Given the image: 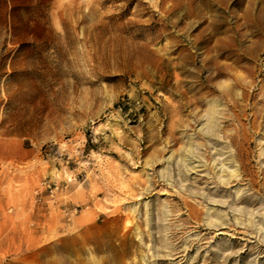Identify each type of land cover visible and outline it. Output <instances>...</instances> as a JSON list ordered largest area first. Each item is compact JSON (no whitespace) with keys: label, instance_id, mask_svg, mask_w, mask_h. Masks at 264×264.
Masks as SVG:
<instances>
[{"label":"rangeland","instance_id":"rangeland-1","mask_svg":"<svg viewBox=\"0 0 264 264\" xmlns=\"http://www.w3.org/2000/svg\"><path fill=\"white\" fill-rule=\"evenodd\" d=\"M261 221L264 0H0V264H264Z\"/></svg>","mask_w":264,"mask_h":264},{"label":"bare ground","instance_id":"bare-ground-1","mask_svg":"<svg viewBox=\"0 0 264 264\" xmlns=\"http://www.w3.org/2000/svg\"><path fill=\"white\" fill-rule=\"evenodd\" d=\"M188 65L189 66H193V60L191 58V55L188 56ZM209 106H208V113L206 115V125L205 126H202L201 125V122H203V118L201 117H194L192 119V122H193V125H195L196 128H199L196 132L197 136L201 137V138H211V139H214V140H217V134H218V120L220 119V114H219V106L217 105V102L216 101H210L209 102ZM195 128V129H196ZM188 133H190L191 131L190 130H187ZM193 135H195L194 132H192ZM191 137L193 136H190L188 139L189 140H192ZM215 147V145H213V148ZM214 151V149H213ZM184 153V158L183 160L180 161V165L179 167L182 168V170H184V175L183 173H179L177 175V178H183L185 177L186 174H192V173H197V170L198 169H201L202 167H199V166H196V167H192L193 165L189 164L190 161H187L186 159H191L192 157L194 158V154H193V151L191 149V146H188V149H184L183 151ZM221 158L222 155H220V152H216L214 151V157L213 158ZM213 160V159H212ZM212 166H214V169L216 167H220V171L223 169L224 167V164L221 162L219 163L218 160H214L213 161V164ZM211 166V167H212ZM178 167V168H179ZM179 170H177L178 172ZM182 174V176H180ZM223 175V172H221L219 175H216L215 178L216 181L221 184V185H224V186H227L229 181L231 179H234L236 180L237 179V175L235 174V172H230L229 176H222ZM166 181L169 177V175L167 174V171L165 174H163L162 176ZM224 178L226 180H224ZM216 182V183H217ZM215 182L214 184L217 185ZM198 196L200 197H203L202 195H199ZM232 212H237V210L233 209L231 210ZM209 210L207 211V214H209ZM256 214H250L249 217L251 220H255L256 219ZM260 217V216H259ZM224 218H222L221 216H219L218 214H214L212 213L211 217L209 218V222L207 224V227L211 230H214V229H224V224H223V220ZM257 224V223H255ZM254 225H251V224H248L247 228H253L254 229V232H255V235L256 237H254V239L252 237H250L251 240H254L256 241L255 239H261L262 243L264 244V221H261V223H259L258 225L255 226ZM233 225L235 227V229H240L242 228V225L239 224L238 220H233ZM219 236H222L221 234H217V237Z\"/></svg>","mask_w":264,"mask_h":264},{"label":"crops","instance_id":"crops-1","mask_svg":"<svg viewBox=\"0 0 264 264\" xmlns=\"http://www.w3.org/2000/svg\"><path fill=\"white\" fill-rule=\"evenodd\" d=\"M2 241H4V242H9V236H8V235H6V237H5V238H3V239H2Z\"/></svg>","mask_w":264,"mask_h":264}]
</instances>
